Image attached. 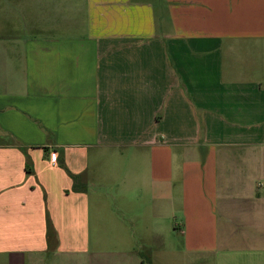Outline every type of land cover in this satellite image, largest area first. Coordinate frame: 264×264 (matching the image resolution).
Masks as SVG:
<instances>
[{"label": "crops", "instance_id": "0c3cea01", "mask_svg": "<svg viewBox=\"0 0 264 264\" xmlns=\"http://www.w3.org/2000/svg\"><path fill=\"white\" fill-rule=\"evenodd\" d=\"M168 208L191 264H264V0H0V264H153Z\"/></svg>", "mask_w": 264, "mask_h": 264}, {"label": "rangeland", "instance_id": "374dc122", "mask_svg": "<svg viewBox=\"0 0 264 264\" xmlns=\"http://www.w3.org/2000/svg\"><path fill=\"white\" fill-rule=\"evenodd\" d=\"M111 161V160H110ZM85 174V173H84ZM262 184V183H261ZM97 186V185H96ZM98 187V186H97ZM101 187V186H99ZM106 189L103 187L99 188L100 191H103V193H106V191H113V186L112 185H106ZM104 206L103 208V214L102 217L99 218L97 220V218H92L91 219V224H90V240L92 241V244H94V247H97L96 244H98V239H97V224L101 223L104 225V229L101 232V236L102 238V243L99 242L100 246L102 249H105L106 251H111L114 249H117L119 244V241H121L118 237H114L115 235V230L113 228H115V221L113 219V214L112 212H116V206H118L117 203L119 202H103ZM156 203V202H154ZM164 203V202H163ZM168 203V202H166ZM165 203V204H166ZM131 205L134 206V202H126V205ZM168 205V204H167ZM136 207V206H134ZM174 212L171 211V208H168V214L170 215V220H161V221H157V217H156V222L153 223V227H156V225L159 228H154V229H161L163 231V235L166 236V238L164 240H162V244H161V239H156L155 237L150 240V248L152 250L151 254L150 252H142L141 257H145V259L150 262H153V264H191L190 260L192 258H190V256L188 254H186L185 256L183 255L185 252L182 251L183 245H182V241L183 239L180 237L179 234L177 233H173L171 231H169V233L167 234L166 231V223L168 222V226H170V230H172L171 228V221L173 220V214H171ZM176 216V214H174ZM178 217V216H177ZM128 219L131 220V222H127V224L131 227H133L134 225V229L135 227L138 228L139 226V218L135 216V214H132L128 216ZM165 227V229H164ZM140 230L137 229L135 231L136 237H132L131 239V243L133 246L137 247L138 243L141 242L140 237L138 236ZM164 241V242H163ZM152 255V256H151ZM200 257H202L201 259V264H218V258L216 255L211 254L210 256H207L205 254L200 255Z\"/></svg>", "mask_w": 264, "mask_h": 264}, {"label": "trees", "instance_id": "16d2710c", "mask_svg": "<svg viewBox=\"0 0 264 264\" xmlns=\"http://www.w3.org/2000/svg\"><path fill=\"white\" fill-rule=\"evenodd\" d=\"M21 149L23 150L22 147H21ZM56 162H57L58 166L60 168L64 169V171L71 178V180H72L71 190L73 192H85L87 189V182H86L85 174L84 173L73 174L70 171H68V169L66 168V166L64 164L62 152H59L57 159H56ZM25 168H26V171L30 170L28 160H26ZM46 238H47L48 246L50 248H52L56 243V237H55L54 228H53L52 223L48 217H46Z\"/></svg>", "mask_w": 264, "mask_h": 264}]
</instances>
